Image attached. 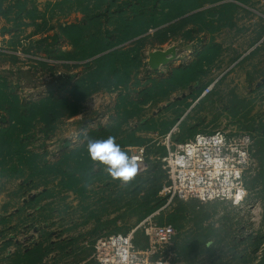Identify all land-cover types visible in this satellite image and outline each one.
Returning <instances> with one entry per match:
<instances>
[{"label": "rangeland", "instance_id": "rangeland-1", "mask_svg": "<svg viewBox=\"0 0 264 264\" xmlns=\"http://www.w3.org/2000/svg\"><path fill=\"white\" fill-rule=\"evenodd\" d=\"M80 1L0 0V76L8 79L23 100L60 93L67 96L82 75L83 68L59 66L51 71L50 65L59 61L51 59L44 47L37 51L40 40L55 35L49 28L82 19ZM20 3L26 4L29 12L37 9L48 23L39 29L28 16L17 19ZM229 3L235 6L226 8ZM204 9L211 11L197 18V25H189L200 28L194 41L182 42L180 36L186 30L182 29L179 37L162 49L148 45L145 50L144 63L149 65L151 52L176 46L181 62L157 74L149 66L142 68V83L149 77H165L174 66L189 64L197 52L219 46L216 61L199 84L168 101L144 105L140 117L127 122L125 130L135 131L142 141L121 150L129 156V148L146 146L149 170L123 182L113 179L106 165H97L83 194L64 189L59 184L62 175L55 172L38 178L30 173L1 175L0 264H98L93 258L98 238L130 234L152 215L158 223L171 224L177 230L172 246L162 254L167 258L176 255L174 259L185 264H264V190H260L264 186V0H207ZM61 41L62 50H71L65 39ZM43 60L50 65L38 63ZM215 82L213 92L198 102L202 94L195 97V86L206 88ZM65 83L69 85L65 87ZM135 88L133 82L118 91L95 93L79 115L62 121L50 138L38 134L29 148L56 163L83 145L92 130L111 127L120 94L137 100ZM182 118L181 131L173 135L171 145L199 132L252 135L254 165L247 177L252 193L245 203L185 202L161 194L167 174L158 158L167 154L166 136ZM147 119L151 120L148 127L157 124L162 130H140ZM164 123L170 124L167 132L162 128ZM72 166L65 168L70 171ZM47 190L49 196L33 202ZM135 240L141 247L146 245L140 230Z\"/></svg>", "mask_w": 264, "mask_h": 264}, {"label": "trees", "instance_id": "trees-1", "mask_svg": "<svg viewBox=\"0 0 264 264\" xmlns=\"http://www.w3.org/2000/svg\"><path fill=\"white\" fill-rule=\"evenodd\" d=\"M206 1L81 0L82 19L58 28H49L56 32L55 35L38 42V52L44 47L51 59L59 61L57 65L39 61L42 66L50 65L53 72L59 66L83 68L82 75L71 85L67 96L51 94L41 100L25 101L10 87L8 79L0 76V176L30 173L38 178L45 172H55L62 175L59 184L64 189L85 193L87 183L96 174L95 167L103 165L89 156V141L105 140L113 136L121 149L139 144L142 139L136 136V132L125 130L127 122L139 118L144 112V105L168 101L172 95L193 84H199L216 61L219 46L213 45L197 52L189 64L172 68L165 77H149L145 83L139 80L141 69L149 66L144 63L148 45L151 49H158L170 40H176L182 29H186L180 36L182 42L196 39L195 35L200 32V28L189 25H197V18L209 13L210 9L201 10ZM234 6L229 3L225 7ZM17 7V19L22 21L28 16L39 29L48 23L37 9L29 12L23 3ZM10 13L2 12L3 15ZM41 19L43 22L38 24L37 21ZM62 38L68 42L71 50L61 49ZM12 58L17 59L15 55ZM69 62L74 65H69ZM133 82L136 85L133 92L139 98L136 100L129 94L121 93L112 126L92 130L83 145L64 154L56 163L44 159L45 155L29 148L38 134H42L45 139L50 138L62 121L79 115L84 103L95 93L118 91ZM68 85L64 84L65 87ZM195 88V97L205 89L197 85ZM149 123L151 120H144L140 130L161 129L157 124L148 127ZM169 125L164 123L162 128L167 132ZM125 135L127 137L122 138ZM71 163L73 166L68 167L69 171L65 165ZM48 191L33 202L42 196H49Z\"/></svg>", "mask_w": 264, "mask_h": 264}, {"label": "built area", "instance_id": "built-area-1", "mask_svg": "<svg viewBox=\"0 0 264 264\" xmlns=\"http://www.w3.org/2000/svg\"><path fill=\"white\" fill-rule=\"evenodd\" d=\"M215 84L205 88L198 102L213 92ZM183 120L167 134L168 152L158 158L167 174L161 194L185 202L218 201L235 206L245 203L250 196L247 177L254 165L252 135L224 130L199 132L186 141L171 145L173 135L181 131ZM129 157L137 159V174L149 170L146 146L129 148ZM139 230L146 241L144 247L137 245L135 240ZM176 236L173 225L160 224L152 215L130 234L98 238L93 258L98 264H185L176 261V255L169 258L162 255L172 246Z\"/></svg>", "mask_w": 264, "mask_h": 264}, {"label": "clouds", "instance_id": "clouds-1", "mask_svg": "<svg viewBox=\"0 0 264 264\" xmlns=\"http://www.w3.org/2000/svg\"><path fill=\"white\" fill-rule=\"evenodd\" d=\"M88 153L93 161H98L107 166V170L113 179L123 182L132 180L138 171L136 157H129L121 150L116 138L109 136L105 140H90Z\"/></svg>", "mask_w": 264, "mask_h": 264}, {"label": "water", "instance_id": "water-1", "mask_svg": "<svg viewBox=\"0 0 264 264\" xmlns=\"http://www.w3.org/2000/svg\"><path fill=\"white\" fill-rule=\"evenodd\" d=\"M176 62H181L179 48L176 46L168 50H155L149 54L148 63L154 73L159 72L163 68L173 66Z\"/></svg>", "mask_w": 264, "mask_h": 264}, {"label": "crops", "instance_id": "crops-1", "mask_svg": "<svg viewBox=\"0 0 264 264\" xmlns=\"http://www.w3.org/2000/svg\"><path fill=\"white\" fill-rule=\"evenodd\" d=\"M159 49H162V47L161 48H159ZM188 63H185V64H182V65H187ZM181 66V65H180ZM174 67H178V66H174ZM202 100V99H201ZM192 138V137H191ZM248 185V184H247ZM248 189H249V192H250V195H251V193H252V188H250L249 186H248ZM260 190H264V186L262 187L261 186V188H260Z\"/></svg>", "mask_w": 264, "mask_h": 264}]
</instances>
